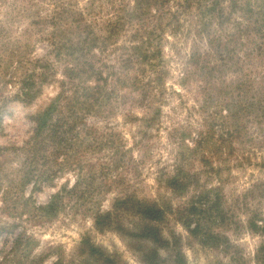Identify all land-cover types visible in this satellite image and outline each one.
<instances>
[{"label": "rangeland", "instance_id": "1", "mask_svg": "<svg viewBox=\"0 0 264 264\" xmlns=\"http://www.w3.org/2000/svg\"><path fill=\"white\" fill-rule=\"evenodd\" d=\"M34 1L43 7L40 18L49 23L36 25L38 19L26 0H0V149L9 150L6 157L0 155V264H264V117L256 97L257 92L264 94L261 58L257 57L253 66L240 65L245 66L242 71L229 70L225 77L192 76L186 82L190 55L207 50L206 33H200L195 9L186 12L180 8L183 0H171L163 10L168 15L157 27L162 35L153 45L160 50L156 62L161 61L164 73L160 87L149 93L150 99L141 89L132 93L121 88L125 105L118 100L102 117L88 115L78 127L84 140L90 139L94 130L113 135L116 145L127 152L125 166L110 174L106 170L111 163L109 151L104 150L98 156L83 153L74 171L60 172L50 156L52 147H46V153L41 150L37 160L26 152L34 136L33 118L60 94L61 81H68L54 54L49 55L52 42L48 39H53V32L62 35V30L77 35L85 27L103 38L108 21L128 5L132 8L134 2ZM228 6L229 2L227 10ZM59 12L63 13L62 22L52 21ZM235 18L223 30L234 33ZM136 30V26L125 30L117 47L130 46ZM115 48L109 47L102 58L109 66L114 62ZM45 60L54 65V81L43 86L33 103L14 101L19 83ZM222 85L229 90L232 103L255 107L242 123L244 131L196 154L187 151L184 146L194 148L200 134L208 133L214 138L210 141L217 142L220 128L216 110L211 109L209 118L200 107L204 98L217 99ZM65 94L73 96L72 91ZM214 122L217 125L213 128ZM14 149H20L17 155H13ZM179 170L194 183L175 194L166 188V181ZM30 171L35 172L23 185V177ZM42 176L43 180L36 182ZM197 181L203 189H219L224 206L192 211ZM78 182L79 187L71 193ZM58 194L63 197L57 210L46 212L43 208ZM127 194L136 195L137 201L158 204L159 218L148 220L136 205L115 210L114 201ZM103 212H111L113 223L96 227L95 216ZM187 218L199 220L197 236L183 225ZM249 220L257 231L249 228ZM146 226L157 232V242L143 235ZM195 226L192 223V228Z\"/></svg>", "mask_w": 264, "mask_h": 264}, {"label": "trees", "instance_id": "2", "mask_svg": "<svg viewBox=\"0 0 264 264\" xmlns=\"http://www.w3.org/2000/svg\"><path fill=\"white\" fill-rule=\"evenodd\" d=\"M26 1L29 2V9L38 19L34 22L36 25L41 24V21H45V24L49 23L48 19L40 18L42 6L34 0ZM133 2L132 8L128 5V9H123L108 21L103 28V38L96 34L94 29L85 27L77 35H74L71 30H62V35H59V32L57 34L53 32L51 35L53 39H48L52 42L49 55L54 54L55 62L61 67L68 81H61L60 94L48 108L33 118L34 136L26 149L27 154H32L33 160L41 157V150L46 153V147L50 146L52 147L50 156L54 157L53 162L59 167L60 172L72 170L75 165L80 166L83 153L85 156H98L104 150L109 151L107 157L110 158L111 163L107 165L106 170L110 174L117 172L119 167L125 166L127 152H122L120 145H116L117 141L113 135L101 134L94 130L92 137L89 135L88 137L91 138L84 140L79 137L78 127L79 124L84 123L88 115L102 117L107 108H112L118 100L125 105L126 97L121 94L119 90L121 88H129L132 93L141 89L142 92L145 91L144 97L148 94L150 99V94L160 87L159 81L164 73L162 74L159 67L161 61H158V64L156 62V59H159L157 55L160 54V50L153 49L156 47L153 45L162 35V32L158 34L157 27L168 15L164 14L163 10L171 0H133ZM183 2L184 5H180V8L186 12H194L193 9H195L194 18L199 25L201 24L202 36L206 33L207 45L205 52L199 54L196 50L190 55L188 62L192 69H186V82L192 76L202 77V79L204 76L215 78L216 75L222 76L232 69L242 71L245 66L240 65L253 66V61L257 57L261 58L259 65L262 66L264 63V0H183ZM227 2H229V10L225 8ZM236 14L239 15L237 19L234 17ZM170 16L172 19L175 17L172 13ZM232 18H235L233 25L236 31L229 33L223 29ZM56 19L62 22L63 13L59 12L52 21ZM150 23H152V29L149 28ZM133 26L137 27V32L133 34L132 44L117 47L122 33L125 30L131 31ZM207 30L210 31L207 32ZM55 37H59V40L57 41ZM109 47H116L112 66L102 61ZM15 53L18 54V52ZM38 63L34 70L19 83V90L13 98L14 101L31 104L41 95L43 86L54 81L56 76L54 65L48 60ZM17 64L19 65V62ZM193 66H195L194 70ZM151 72L153 74L148 75ZM146 77H148L147 81H145ZM90 83L93 84L90 85ZM67 90L72 91V97L65 94ZM228 91L222 85L220 92L216 93L217 99L204 98L205 104L200 107L209 118L212 117L209 115L211 109L216 110L214 115H217L220 128L217 142L212 143L210 139L214 138L208 133L200 134L194 148L184 146L187 151L196 154L203 147L206 149L212 144L218 146L226 143L227 138L232 137L233 134H242L244 131V129L241 130L242 123L249 118V114L253 113L252 109L255 107L248 103H239V105L232 103ZM257 93L258 111L263 110L261 117H264V94L262 91ZM237 97L240 98V95ZM237 110L238 115L235 113ZM215 123L213 128L217 125ZM81 148L84 149L81 150ZM8 151V149H0V155L5 154L3 157H6ZM19 151L20 149H14L13 155H17ZM101 170L104 173L105 169ZM34 172L25 174L23 185L29 183L30 176ZM91 173L95 175L96 172L92 169ZM41 180L43 176L38 177L36 182ZM192 183H194L193 178L179 170L174 176L168 177L166 188L177 194L190 189ZM198 183L197 181L194 189L196 196L191 205L192 211L197 208L202 210L203 207L224 206L225 202L219 189L206 190ZM79 185L78 182L71 193H74ZM62 197L61 194L55 195L52 202L43 209L46 212L56 211ZM133 205L140 206L141 213L150 221L157 220L161 214V210L156 207L158 204L137 201L136 195L133 194L120 196L114 201L113 208L118 210L121 206ZM111 223H113L111 212H103L95 216L96 227L109 226ZM192 223L196 225L194 228ZM183 225L192 235L197 236L200 233L199 220L193 222L187 218ZM248 226L257 231V226L250 220ZM262 230L264 232V228ZM143 232L145 237L157 242V232L150 226H146Z\"/></svg>", "mask_w": 264, "mask_h": 264}]
</instances>
